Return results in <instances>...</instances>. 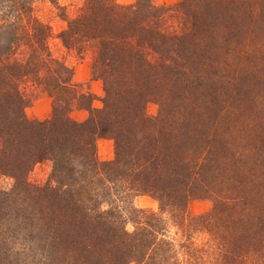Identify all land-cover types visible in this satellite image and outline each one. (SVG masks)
<instances>
[{
  "label": "trees",
  "instance_id": "1",
  "mask_svg": "<svg viewBox=\"0 0 264 264\" xmlns=\"http://www.w3.org/2000/svg\"><path fill=\"white\" fill-rule=\"evenodd\" d=\"M34 1L0 0V179L12 180L0 187V264H26L13 238L43 249L41 264H264V117L248 114L264 104V0H82L70 17L48 0L63 44L95 49L101 107L52 54ZM169 11L184 30L160 22ZM24 79L52 99L49 119L26 115ZM74 105L84 121L69 118ZM98 138L113 140L112 160L98 159ZM42 158L46 186L28 180ZM140 194L167 216L138 208ZM192 198L211 208L190 214Z\"/></svg>",
  "mask_w": 264,
  "mask_h": 264
},
{
  "label": "rangeland",
  "instance_id": "2",
  "mask_svg": "<svg viewBox=\"0 0 264 264\" xmlns=\"http://www.w3.org/2000/svg\"><path fill=\"white\" fill-rule=\"evenodd\" d=\"M121 5H128L134 3L136 0H116ZM158 6H170L177 3L179 0H152ZM82 2V0H60V4L64 5L65 10L68 12V17L74 14L77 10V6ZM33 11L35 15L44 23L50 26L51 35L48 39V46L52 54L59 59H61L65 64L73 69L72 81L78 84L77 88L81 90L84 94H90L94 97L93 105L95 107H101V99L103 97V85L101 80L96 79L91 74V66L93 58L95 55V49L92 44L66 47L60 38V33L66 29V22L58 15V10L53 6L48 0H35L33 3ZM159 22V21H158ZM160 22L164 26H169L172 24L178 30H184L187 27V22L182 19L180 15L173 13L171 11L167 12L161 19ZM229 73V72H228ZM225 79L216 80V82H221ZM21 82L23 93L26 97L31 98L32 101L26 107V115L30 119L36 120H46L51 117L52 114V99L48 97L39 87L33 85L30 80L24 79ZM88 92V93H87ZM200 96V95H199ZM264 104L263 101H258L255 108L248 112L249 115L256 117L257 119L264 117ZM146 113L150 116H156L158 113V105L154 102H149L146 104ZM88 117V111L84 107L74 105L69 112V118L75 121H84ZM264 124V120L262 121ZM264 126V125H262ZM264 132V130L262 131ZM255 149H261L259 147H253ZM253 148L250 152H253ZM241 150V148L239 149ZM96 151L97 156L100 161H110L114 158V143L112 139L109 138H98L96 141ZM235 157H240L243 159V154H235ZM52 161L46 158H42L38 162H35L28 174V180L32 184H37L40 186H46L50 176L54 175L52 171ZM73 167V166H71ZM73 177L78 175V172L71 173ZM12 180L8 177H1L0 187L8 188ZM134 204L138 208L146 209L148 211H153L161 216H167L166 210L159 208L158 202L147 194H140L134 198ZM188 212L192 215H199L204 212L209 211L211 208V202L208 199L202 198H192L187 203ZM128 231L132 230V226L127 224L125 226ZM175 228L170 229V235H175L179 233L175 232ZM36 236V235H35ZM35 236L33 239H35ZM14 239L13 243H10L11 248L14 250H19L18 253H22L21 260H24L26 264H41L46 259L42 258L44 250L34 244V241L24 247V251L21 250L20 238ZM26 245V244H25ZM45 259V260H44Z\"/></svg>",
  "mask_w": 264,
  "mask_h": 264
}]
</instances>
